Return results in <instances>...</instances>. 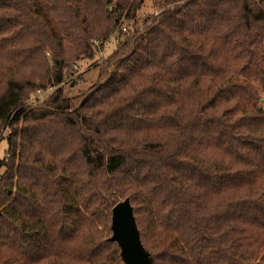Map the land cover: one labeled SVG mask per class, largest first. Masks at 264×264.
Listing matches in <instances>:
<instances>
[{
    "label": "trees",
    "instance_id": "trees-1",
    "mask_svg": "<svg viewBox=\"0 0 264 264\" xmlns=\"http://www.w3.org/2000/svg\"><path fill=\"white\" fill-rule=\"evenodd\" d=\"M161 2L0 0V264H123L116 194L151 264H264V0Z\"/></svg>",
    "mask_w": 264,
    "mask_h": 264
},
{
    "label": "rangeland",
    "instance_id": "rangeland-1",
    "mask_svg": "<svg viewBox=\"0 0 264 264\" xmlns=\"http://www.w3.org/2000/svg\"><path fill=\"white\" fill-rule=\"evenodd\" d=\"M161 1L162 0H143L141 7L135 12L133 17L131 15L127 19H125L121 23V26H125L126 29L131 32L132 27L138 25L141 22V19L150 14L155 15L161 11L160 6L163 5V2ZM127 30H124L120 34L119 39H116L115 35L112 34L109 39L103 44V47L100 49V51L95 52V55H93L91 59H82L77 61L79 70L75 73V76L73 78L68 79V81L64 84L66 93L74 97L73 102L79 103L80 101L84 100L89 91L101 82V80L103 79L102 76L104 77L105 74L104 67L106 63L104 61L108 59L109 55L112 54L114 48L117 45V42L119 40L123 41L126 38V36L128 35ZM111 68L109 67L108 71H110ZM35 97V94H33L30 99H28L29 101L27 103H31V105H38L48 96L40 99H35ZM6 148V139H0V158L4 157ZM1 171L2 169H0V174ZM124 198V196L116 194L114 196V202L116 203L117 201Z\"/></svg>",
    "mask_w": 264,
    "mask_h": 264
},
{
    "label": "water",
    "instance_id": "water-1",
    "mask_svg": "<svg viewBox=\"0 0 264 264\" xmlns=\"http://www.w3.org/2000/svg\"><path fill=\"white\" fill-rule=\"evenodd\" d=\"M110 241L119 247L123 264H151L148 252L140 240L139 230L128 198L111 207Z\"/></svg>",
    "mask_w": 264,
    "mask_h": 264
},
{
    "label": "built area",
    "instance_id": "built-area-1",
    "mask_svg": "<svg viewBox=\"0 0 264 264\" xmlns=\"http://www.w3.org/2000/svg\"><path fill=\"white\" fill-rule=\"evenodd\" d=\"M95 43L97 44V41H95ZM94 55H95V53H94ZM72 66H73V69H76V71L79 70L78 65L76 63H74ZM74 76L75 75H72L70 78H73ZM70 78H68V79H70ZM68 79H67V81H68ZM54 89H55L54 85H49L47 88H44V89L43 88L36 89L35 99H38V98L40 99V98H44V97L48 96L50 93H52V91Z\"/></svg>",
    "mask_w": 264,
    "mask_h": 264
}]
</instances>
